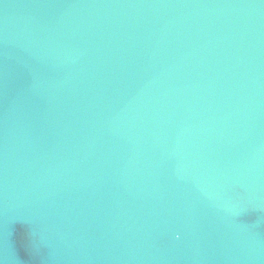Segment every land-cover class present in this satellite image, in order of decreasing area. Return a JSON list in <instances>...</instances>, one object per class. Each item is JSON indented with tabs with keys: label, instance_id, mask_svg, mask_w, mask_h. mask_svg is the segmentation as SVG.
I'll use <instances>...</instances> for the list:
<instances>
[{
	"label": "water",
	"instance_id": "95a60500",
	"mask_svg": "<svg viewBox=\"0 0 264 264\" xmlns=\"http://www.w3.org/2000/svg\"><path fill=\"white\" fill-rule=\"evenodd\" d=\"M0 264H264V0H0Z\"/></svg>",
	"mask_w": 264,
	"mask_h": 264
}]
</instances>
